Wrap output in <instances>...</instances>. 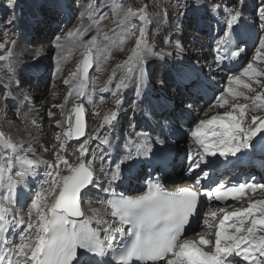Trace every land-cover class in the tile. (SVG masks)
<instances>
[{"label": "snow or ice", "instance_id": "obj_1", "mask_svg": "<svg viewBox=\"0 0 264 264\" xmlns=\"http://www.w3.org/2000/svg\"><path fill=\"white\" fill-rule=\"evenodd\" d=\"M190 3V7L187 3L182 5L178 14L183 16L189 11L201 14L193 19L197 27L202 22H216V55L213 59L218 69L228 68L229 62L238 61L246 53V46L252 39L247 25L246 0H190ZM15 6L16 0H7V8L14 9ZM149 7L148 3L133 8L113 0H97L81 12L80 26L66 37L71 48L80 50V59L75 70L63 82L68 86L64 103L53 107L64 109L70 98L78 99L89 90L90 84L91 92L95 93L97 77H90L89 70L95 65V72H103L113 51H124L128 37L135 38L134 46L127 59L111 70L107 82L110 85L116 81L112 90L115 110L104 116L100 129L115 126L124 103L120 98L121 92L132 85L136 93L134 110L140 107L136 101L143 103L146 99H142V90L152 75L149 57L167 63L173 55L163 47L157 50L150 43L149 25L160 23V13L150 15ZM109 11L115 27L104 31L101 25L109 18ZM169 14L167 11L163 13L164 17ZM253 15L264 33V0H260ZM84 21H88L87 26ZM16 24L14 13L0 20V34L5 36L0 50H5L9 42L15 47L16 41L9 38ZM221 24L223 26L219 27ZM93 30L95 34L85 39ZM163 43L169 46L172 41L169 38ZM54 47L61 53L65 50V44L61 42L55 43ZM176 47L182 46L177 42ZM12 57V48H7L5 55H0V61L8 62V80L0 82V103L5 108L9 101L17 100L12 84L19 88L16 77L11 74L14 72ZM262 57L264 35L259 36L256 60ZM64 59L66 57L62 55L61 63ZM62 70L58 65L57 73ZM117 70H120L119 75ZM180 75L183 79L192 80L194 73L191 68L182 67ZM242 77H247V80ZM259 77H264V69H258L253 63H248L240 75L230 76L229 85L242 86L254 95H246L230 86L227 96L236 102H230L222 94L212 105L219 108L228 105L229 110L200 119L187 133L196 146L195 154L190 149L187 156L186 175L193 180V185L179 187L174 192L166 190L159 178L149 184L146 192L136 197L123 194L117 197L115 191L125 181L137 178L133 173L138 164L154 163L160 170L168 166L170 136L174 134L173 128L179 130L180 127L173 124L171 113L160 115L159 131L152 130L156 132L155 137L148 132L137 133L139 142L128 140L124 150L117 155L109 135L102 134L99 129L92 135H86L82 118L84 106L74 104L70 111L61 113L67 126L56 133L57 143L51 150L47 147L42 149L54 156L53 162L36 157L31 145L25 149L0 131V141L8 150L0 151V190L6 189V194L0 195V264H239L237 257L247 264H264V200H249L247 207L241 206L233 211L225 208L207 212L200 210L202 197L210 201H240L249 190H264V184L260 183L226 186L211 179L230 157L241 160L257 148L264 151V115L252 114L250 123L245 126L249 112L264 111V91L253 87L255 83L264 89V81ZM158 82L161 85L165 83L163 79ZM108 90L107 85L100 89L101 92ZM20 95L18 110L21 105L30 104L32 99L27 93ZM241 97L245 103L239 102ZM186 108L191 110L192 105L188 104ZM156 115L153 110L152 116ZM24 118L30 119L27 113ZM31 123L35 125V119H31ZM56 127H63L61 121H57ZM80 137L85 139L75 149L77 162H70L65 154V140H79ZM93 141L103 146L99 154L90 148ZM89 155L91 159L87 158ZM96 160L100 161L98 168ZM41 165L46 166L43 177H40ZM30 179H42L43 183L20 207V202L31 193V188L25 192L20 186L27 187ZM204 179L210 181L207 189L202 183ZM89 185L101 187L103 192L110 194L105 200H97L110 212L101 213L99 208L91 207V201L87 200L89 193L85 191ZM85 203L90 214L83 210ZM220 213L223 215L219 216ZM200 221L206 229L214 232L201 234L193 230L190 238L186 227Z\"/></svg>", "mask_w": 264, "mask_h": 264}, {"label": "rangeland", "instance_id": "obj_2", "mask_svg": "<svg viewBox=\"0 0 264 264\" xmlns=\"http://www.w3.org/2000/svg\"><path fill=\"white\" fill-rule=\"evenodd\" d=\"M96 2L97 0H16L15 8L9 9L6 7L7 0H0V20L10 17L13 13L17 18V24L15 25L9 38V40H15L16 45L14 48L10 42L6 45V49L12 48L13 51L12 60L14 70L16 68H20L18 71V75H20L21 77L15 76L16 80L19 83V88L15 87V83L12 84V91L13 94L17 97V100L9 101L7 108H5V105L3 103H0V131L4 132L6 137H9L13 143L20 145L21 141H25L27 144H30L31 147H33V149L35 150V142L31 141V139L34 134L41 130V133L46 134V137L48 138V143L45 147L51 150L52 145L57 143V141L55 140L56 133L62 132L63 128L67 126L66 124H64L65 118L61 115V113L70 111L72 106L77 103H82L85 107L84 116L86 117V135H92L96 129L95 124H98L99 121H101L100 123L102 124L104 116L106 114H109L110 111L115 110V102L112 95V90H114L115 88L116 81H113V83L109 85L107 83L108 78L111 75V70L115 67V65L118 63L122 64L123 61L127 59V56L130 54L131 48L134 46V37L127 38L124 45V51H113V56L104 65L105 70L103 72H95V65H93V68L89 70L90 77H97V91L95 93L91 92L90 97H87V93L91 91L92 87V85L90 84L85 98H83L85 95L84 93L78 99L70 98V103L64 109L53 107L54 105L64 103L65 96H67L68 94V86L64 85L63 82L69 76L71 71L75 70L76 63L80 59V50L71 48V43L66 39L67 34L69 32H73L77 27L80 26L81 12H85L89 4H94ZM113 2L117 4L123 3L126 6H131L133 8L141 7L144 3H148L150 5L148 9L150 15L159 12L160 23L157 24L154 22L149 25V41L157 50L163 47L166 51L173 53V55L169 57L167 63L156 61L152 57H149V60L151 61L150 72L152 73V75L145 81L144 87L146 95L143 94L142 99H144V97H146V99H144L143 103L136 101V103L140 104V107L134 110L133 101L136 100L135 86L132 85L126 91L123 90L121 92L120 98L124 101L122 108L126 110V113L124 114V116H121L120 114L121 117H119L118 121L115 122L114 127H105L101 130L102 134L109 135V137L111 139L113 138V140L116 139V132L120 134L122 133V142L120 147H122L123 151V147L128 140L139 142L137 133L148 131L152 134L151 131L154 128L159 131L158 121L160 119V115H164V112H161L158 109V111L156 112L157 115L152 116V111L149 110V106H153L154 103H156V99H159L160 102L165 107H167L164 102L172 98L170 102L173 106L176 105V107L184 108H182L179 116L183 113H186L192 115L194 118H198V112L195 110L192 111V108L191 110L185 111L188 104L186 105L185 103H183V98L180 96L182 94H187V92H177L176 90L178 88V84L175 83L174 87V84L169 81H173L171 74H174V76L177 75L175 67L180 68L182 66H185L183 62L184 59L187 66L195 67L196 65H199L198 68L201 72L205 71V75H211L212 60L210 56L213 52L209 49V32H216L218 26L216 25L215 21H207L202 22L201 25L197 27L193 23V19L195 16L201 15L198 13H192L189 11L186 13V15H179L178 12L182 10V5H185L187 3L189 7L191 6L190 0H113ZM246 2L251 6V9L246 12L248 23L249 25H253L256 28H254L256 32V35H254L256 39V46L254 47L255 50L259 48V36L264 35V33L260 31L261 26L259 25L258 20H255V17L253 15L257 10V6L259 5L260 0H246ZM165 11L170 13L167 17H164L163 15ZM47 17H50V19H47ZM133 22L137 21L134 20ZM87 23L88 21H84L85 26H87ZM204 24L206 26H209L208 29H205L203 27ZM101 26L104 31H109L110 29L115 27L110 11L109 18L104 20ZM21 31H23V33ZM196 33H200L202 37L196 35ZM92 34H95V30L89 33V36L85 37V39L90 38ZM169 38L171 39L172 43L169 46H165L163 41ZM201 40L202 43L208 44L207 55L209 57V63L195 46L196 44L201 43ZM4 42L5 36L3 34H0V43ZM57 42L65 44V50L63 53H61L54 47L55 43ZM177 42H179V44L182 46L181 48L176 47ZM251 42L252 44L254 43L253 37L251 39ZM47 43L51 44V47L49 48L50 52H48L49 56H38V53L40 51L39 47H44ZM6 49L0 50V55H5ZM254 50H251L249 52L248 57L244 59L245 62L242 63L241 66H239L240 70L235 75H240L241 72L247 67L248 63L257 62L255 66L258 69H264V57L257 61V51L254 52ZM62 55L66 57L63 63H61ZM181 57L183 58V60L181 59ZM58 65L63 69L60 73H57L56 71ZM168 65H171V67H169ZM30 66H36L38 68L39 72L37 75L38 77H42L41 80L34 81L35 77L32 78V76L28 78L27 71L29 70ZM119 74L120 70H117V75ZM8 75V62L0 61V82H6L8 80ZM50 76L52 79L48 80ZM161 79L165 81L163 85L158 82ZM242 79L247 80V77H242ZM259 79L261 81H264V77H259ZM187 82L188 81L186 79L180 81L181 84L187 85L189 87L188 93L196 96L203 102L211 95V91L207 88V84L203 87L198 88V93H195L190 90L191 86ZM249 82L252 83L251 81ZM225 84H229L228 79L224 81V84L219 83L218 85L225 86ZM106 85L109 90L101 92L100 89L104 88ZM32 87H36L35 89H37L38 91L33 89ZM232 87L234 89L243 90L245 94L249 93L248 90L244 89L242 86L233 84ZM253 87L257 88L258 91H264V89L259 88V86H257L255 83H253ZM216 88H218V86H216ZM0 91H2V89H0ZM21 93L29 94L32 98V102L36 100V94L42 95V97L45 98L48 102L47 107L51 108V114L53 113L56 115L53 117V119H50V115H48V119L44 125L33 128L31 123L32 116L26 111L28 104L21 105L19 110L17 108V101L22 99V96L20 95ZM239 99L241 100L243 98L241 97ZM215 103H212L210 106H208L203 111L202 115L207 113L210 109H212V113H214L215 107H212V105H214ZM225 107L218 108V112H224V110H226ZM57 108L61 111L60 114H57ZM161 109L166 111V109L164 108ZM25 113L28 114L30 119L26 120L24 118ZM252 114L264 115V111H258L256 113L249 112L247 118L248 123H250V117ZM202 115L200 117H202ZM208 117L209 115L206 116V118ZM174 119L180 127L179 130L173 128V132L179 134L180 136H185V134L188 135L187 133L190 132V128L188 131L183 130L184 127L188 126V123L180 122L182 117H176ZM54 121H61L63 127L58 128L57 131H55L53 134H47L51 128H54V125L52 124ZM176 122L174 123V125L177 124ZM195 124L196 123H194L193 125ZM172 135L170 138L173 137ZM74 140L75 138H72V141L75 143ZM82 141H80V143ZM65 143L67 145L68 140H65ZM79 144L77 143L76 147H78ZM91 144L93 146H91L92 148L90 147L91 150L99 154L100 149L103 146L99 145L98 142L95 141H93ZM28 146H26L25 149ZM76 147L74 145L72 147V150ZM41 153L44 154L42 155ZM72 153L74 154L75 152H72L70 149L68 153L69 159L72 157ZM37 154H41V157L45 156V159L51 156L46 154V152L44 151H40V153H37V151L35 150V155ZM74 158L76 159V156ZM89 159H91V155H89ZM95 165H97L98 168L100 165V161L96 160ZM41 169L42 168L40 167L39 171Z\"/></svg>", "mask_w": 264, "mask_h": 264}, {"label": "bare ground", "instance_id": "obj_3", "mask_svg": "<svg viewBox=\"0 0 264 264\" xmlns=\"http://www.w3.org/2000/svg\"><path fill=\"white\" fill-rule=\"evenodd\" d=\"M251 9V6L250 5H248V10H250ZM46 18V17H45ZM47 19H50V17H47ZM253 25H250V28H249V31L251 32V33H253L254 35H256V32H255V29H254V27H252ZM205 29H208V27L209 26H206L205 24H204V26H203ZM22 33H23V31H21ZM33 34H34V32H33ZM196 35H198V36H200V37H202V35L200 34V33H196ZM216 35V34H215ZM213 37H214V35L213 36H211V38H209V40H211V39H213ZM198 41V40H197ZM199 42V41H198ZM205 44V45H204ZM44 46V45H43ZM196 46V48L199 50V52L204 56V58L208 61V63H209V57H208V55H207V53H208V50H207V48H208V44L207 43H202V40H201V43H199V44H196L195 45ZM51 47V44H45V46L44 47H39V53H38V56H40V57H48L49 55V53L48 52H50L49 51V48ZM252 50H254V48L252 49ZM257 51V49H255L254 50V52H256ZM186 55H188V54H186ZM216 55V53L214 52V55L213 56H215ZM183 60V59H182ZM184 64L186 65V63H185V59H184ZM245 62V60H243V62L242 63H244ZM257 62H254L253 64L255 65ZM170 64V63H169ZM211 64V63H210ZM216 64V63H215ZM212 65H213V63H212ZM169 67H171V65H168ZM194 70H195V72L198 74V73H200V74H202V75H200V76H198L197 78V81L198 82H203V83H205V82H207V88L210 90V91H212L214 94H215V100L213 101V102H204V104H203V101L202 100H199L198 98H196V96H194V95H192V94H190V93H188V91H189V87L187 86V85H184V84H181L180 83V74L177 72V75L176 76H174V74H171V76H172V79H173V81H169V82H172L173 84H174V87H175V83H177L178 84V88H177V92H187V94H182L180 97H182L183 98V100H182V102L183 103H185L186 105L187 104H191L192 105V111H197L198 112V114H199V116H198V118H194L192 115H190V114H186V113H183V114H181L180 116H179V114H180V112L182 111V108L183 107H176V105H172V103L170 102V100H172V98H170L169 100H167L166 101V103H165V105H167V107H165L160 101H158V104L157 105H153V106H149V110L150 111H153V110H155V112H157L158 111V109L161 111V112H164V115H169L170 113L171 114H173V124L176 122L175 121V119L174 118H176V117H182V119H181V121L180 122H187L188 123V126H186V127H184L183 128V130H185V131H188L189 130V128H190V130L195 126V125H193L194 123H197L200 119H207L206 118V116L207 115H209V117L208 118H210L212 115H215V114H217V113H223V112H218L219 110H217L219 107H215V112L214 113H212V109H210L207 113H205V114H203L202 115V113H203V111L208 107V106H210L212 103H215L216 102V99H217V97H219L220 95H225L226 96V98L227 99H229V101L230 102H236V101H233L232 100V98L230 97V96H227V89L231 86L232 87V85H229V84H225V86L224 85H218L219 83H221V84H224V81H226L230 76H232V75H235L239 70H240V67H236V68H234V69H228V68H223V69H218L217 68V65H214V67H213V69H212V71H211V75H205V71L204 72H201L200 71V69L198 68V67H194V66H191ZM19 69L20 68H16L15 70H14V72H13V75L14 76H18V77H21L20 75H18L19 73H18V71H19ZM225 69H228V71H226V72H224V70ZM38 72H39V70H38V68L36 67V66H30L29 67V70L27 71V76H28V78H30L31 76H33V75H37L38 74ZM36 77H38V75L36 76ZM41 78L42 77H38V79H35L34 81H38V80H41ZM50 79H52L51 78V76L49 77V79L48 80H50ZM23 81H25V80H23ZM52 81V80H51ZM39 83V82H38ZM216 86H218V88H216ZM16 87V86H15ZM33 89H35L34 87H32ZM217 89V90H216ZM35 90H37V89H35ZM127 90V89H126ZM125 90V91H126ZM215 90V91H214ZM236 91H242V92H244L243 90H239V89H235ZM38 91V90H37ZM143 94L144 95H146V92H145V87L143 88ZM245 93V92H244ZM54 94V93H53ZM254 93H248V94H246V95H253ZM36 96H37V98H36V100L34 101V102H32L31 101V103L30 104H28L27 105V112L29 113V114H31V116H32V119H35V121H36V123H35V125H33L32 124V127L34 128V127H39V126H41V125H44L45 123H46V121H47V119H48V115L51 113V108H48L47 107V104H48V102H47V100L45 99V98H43L42 97V95H40V94H36ZM35 97V96H34ZM55 97H56V95H55ZM239 102H241V103H245L246 101H244L243 99H239ZM248 103V102H247ZM202 105H203V107H202ZM161 108H164V109H166V111H164V110H162ZM184 109V108H183ZM209 109V108H208ZM225 109L226 110H229V106L228 105H226V107H225ZM56 110V109H55ZM187 110V108L185 109V111ZM226 110H224V111H226ZM126 110L124 109V108H121V112H120V114H121V116H124V114L126 113L125 112ZM57 114H60L61 113V111L57 108ZM53 114V113H52ZM50 115V119L52 118L53 119V117L56 115V114H53V115ZM144 114V113H143ZM202 115V117H200ZM120 116V117H121ZM200 117V118H199ZM199 119V120H198ZM197 121V122H196ZM101 121H99V123L98 124H95V131L97 130V129H99L100 130V132H101V130L102 129H100V125H101V123H100ZM177 123V122H176ZM53 125H54V128H51L49 131H48V133L47 134H53L55 131H57V129L58 128H60V127H56V124H57V121H54L53 123H52ZM178 124V123H177ZM247 124H249L248 123V119H246L245 120V126H247ZM156 125V124H155ZM92 126V125H91ZM106 128H110V126H106ZM43 129V128H42ZM93 129V128H92ZM154 129H156V128H154ZM44 130V129H43ZM105 130H107V129H105ZM109 130V129H108ZM153 130V129H152ZM156 131H157V129H156ZM148 132V131H147ZM152 132V136L153 137H155V135H156V132H154V131H151ZM149 133V132H148ZM122 135V133L120 134V133H118V132H116V139H114L113 140V138H112V140H113V147H114V150H115V153L118 155V153H119V151L118 150H120V145H121V143H120V141H121V136ZM173 137L172 138H170V148H172L173 150H171V151H173V152H175V153H181L182 151H183V149H182V145L184 144V143H187V141H189L190 143H192L193 141H192V138L190 137V136H188V135H186L185 134V136H183L182 137V139H180V136H179V134H176V133H174L173 135H172ZM171 137V136H170ZM257 140L259 139V135H258V137L256 138ZM31 141H33V142H35V150L37 151V153H40V151H43L42 149L46 146V144L48 143V138L46 137V134H42L41 133V130L39 131V132H37L36 134H34L33 136H32V139H31ZM75 141V140H74ZM188 142V143H189ZM20 145H23V147L25 148L26 146H28V145H30V144H27L25 141H21L20 142ZM75 145V147H76V144L72 141V139L71 140H68V144H67V146H69V147H73ZM93 147V146H92ZM91 147V148H92ZM193 148H194V145H193ZM73 149H76V148H73ZM0 151H3L2 149H0ZM69 151H70V149L69 148H67V153H65L67 156H68V153H69ZM73 152V151H72ZM75 152V151H74ZM42 154V153H41ZM36 155V157H41L42 155ZM46 154H48V153H46ZM239 155V154H238ZM115 156V155H114ZM116 157V156H115ZM115 157H113V159H115ZM43 159H45V156L44 157H42ZM88 159H89V156L87 157ZM54 156H49L48 158H46L45 160H48L49 162H53L54 161ZM221 159H223V158H221ZM70 160V162H76L75 160H74V158H70L69 159ZM176 160V159H175ZM260 160H264L263 158H260ZM249 162H246V164H248ZM188 164V163H187ZM96 167H97V165H95ZM187 166V165H186ZM42 169V171L40 172V177H43L44 176V174H45V171H46V166H44V165H41L40 166ZM253 167V166H252ZM135 170H136V174L134 175L135 177H137V178H135V179H132V180H130L128 183H127V187H128V189L130 188V186H128V184H131L132 182L133 183H137V189H139L140 188V185H141V182H140V179H141V177H142V175H143V173H144V171H143V163H141V164H138L137 165V167L135 168ZM16 171V169L14 168L13 169V172H15ZM243 171H245V172H249L250 174H249V177L248 178H250V179H252L253 180V182L255 181V176H259L258 178H259V180H260V184H264V171L263 172H261V171H258L256 168H244L243 169ZM225 172H228V171H225ZM180 176H183L182 174L180 175ZM180 176H177V178L179 179V187H182V186H184V184H181L182 182H180V180L182 179ZM37 181V183L39 184L41 181H42V179H34V181ZM36 183V184H37ZM185 184H187V183H185ZM126 185V184H125ZM203 186H204V188L205 189H207L208 188V186H205L204 185V183H203ZM20 188H23V190L25 191V192H28V189L29 188H31V193H29V195L28 196H26L21 202H20V204H19V206L20 207H23L24 206V204L25 203H27L29 200H30V196H31V194L32 193H34L35 192V189H36V187H31V186H29V184H28V186L27 187H24L23 185H21L20 186ZM122 189H124V185L122 186ZM87 191V190H86ZM126 191H128V190H126ZM88 193H89V195H88V197H87V200H89V201H91V207H94V208H99L100 209V211H101V213H104L105 211H108V210H106L105 208H104V205H102V204H100V203H98L97 202V200L99 199V200H105V199H107L109 196H110V194L109 193H105V192H102V189H101V187H98V186H93L92 187V185H91V188L88 190ZM2 194H6V189H4V191L3 192H1L0 193V195H2ZM204 200L205 201H207L208 202V205H209V207H208V209H206L205 208V210H207V211H209L210 209L211 210H217L218 208L213 204V203H211L210 202V200H208L207 198H204ZM249 200H252V201H255V200H264V190H259V191H257V192H253V193H250L249 195H248V197L246 198V199H243L242 201H239L238 203H236V205H234V203L233 204H231L230 205V207H228V208H226V210L227 211H233V210H235L236 208H240L241 206H244V207H247V204H248V201ZM30 206V205H29ZM82 207H83V210L86 212V213H89L90 214V211H89V207H88V204L87 203H85L84 205H82ZM25 211H26V208H25ZM206 211V212H207ZM219 216H222L223 214L222 213H220V214H218ZM33 218H35V217H33ZM216 222H218V220L217 221H213V223H216ZM198 227H199V233H201V234H205V233H207V232H209V231H212V232H214V230H208V229H206L204 226H203V223L201 222V223H199L198 224ZM19 230H17V232H18ZM190 238L192 237V235H190L189 236ZM212 238H213V240H214V235L212 236ZM9 239H13V237L12 236H9ZM18 242V241H17ZM238 261H239V264H247V262H245V261H243V259L241 258V257H237L236 258Z\"/></svg>", "mask_w": 264, "mask_h": 264}, {"label": "water", "instance_id": "obj_4", "mask_svg": "<svg viewBox=\"0 0 264 264\" xmlns=\"http://www.w3.org/2000/svg\"><path fill=\"white\" fill-rule=\"evenodd\" d=\"M82 118H83V120H84V122H85V117H84V114H83V117H82ZM85 126H86V123H85ZM79 139H81V140H82V139H84V137H80Z\"/></svg>", "mask_w": 264, "mask_h": 264}]
</instances>
